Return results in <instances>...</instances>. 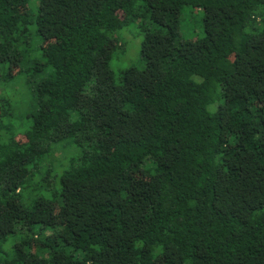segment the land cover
<instances>
[{
	"label": "trees",
	"instance_id": "1",
	"mask_svg": "<svg viewBox=\"0 0 264 264\" xmlns=\"http://www.w3.org/2000/svg\"><path fill=\"white\" fill-rule=\"evenodd\" d=\"M36 1L0 0V80L40 37L29 109L0 95V264H264V0Z\"/></svg>",
	"mask_w": 264,
	"mask_h": 264
},
{
	"label": "rangeland",
	"instance_id": "2",
	"mask_svg": "<svg viewBox=\"0 0 264 264\" xmlns=\"http://www.w3.org/2000/svg\"><path fill=\"white\" fill-rule=\"evenodd\" d=\"M36 0H31L28 9L36 11L32 3ZM203 12L195 6H184L180 14L179 35L182 39H192L202 37ZM121 44L124 46L120 50L113 52L111 68L114 72L126 67L143 68L145 63L140 55V45L144 34L139 26V21L127 22L123 28L115 32V35ZM40 37L37 35L36 27L31 28L30 35L24 39V42L19 46L23 51L22 61L20 63V72L9 80L6 77L0 80V95H6L12 100L15 110L19 113L29 109L30 97L27 95V87L25 81H38L40 77L32 70L33 65L30 60L39 54ZM14 108H12L13 110ZM22 119V118H21ZM23 120H15V126L19 128L23 125ZM62 148V147H60ZM60 151H62L60 149Z\"/></svg>",
	"mask_w": 264,
	"mask_h": 264
}]
</instances>
